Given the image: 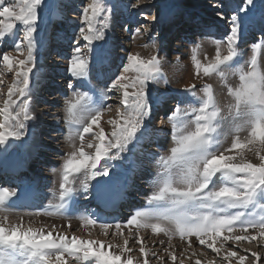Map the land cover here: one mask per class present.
<instances>
[{"label": "snow or ice", "instance_id": "1", "mask_svg": "<svg viewBox=\"0 0 264 264\" xmlns=\"http://www.w3.org/2000/svg\"><path fill=\"white\" fill-rule=\"evenodd\" d=\"M149 2L136 0L131 7L139 8ZM255 7V0H238L230 15L218 11L225 27L222 38L214 41L215 55L207 63L199 59L200 44L190 50L195 75H215L232 98L233 102L227 106L229 126L223 133L219 130L227 117L222 115L213 85L209 83L200 87L202 94L199 96L195 84L185 89L191 102L190 109L177 104L170 110L168 120L173 146L169 155L160 157L164 171L157 190L148 200L153 207L137 210L124 225L137 229L135 241L141 245L142 262L132 255H125L133 251L127 238L123 240V246H116L120 249L117 254L111 251L112 244H108L106 250L104 241L81 240L76 236L69 239L66 235L54 237L51 231L45 234L43 229H24L21 225L6 227L5 216L0 220V264H68L69 259L81 264H149L150 250L142 244L140 229L164 233L169 242L173 235H178L189 241V247L191 238L195 237L200 245H206L217 256H221L229 241L252 243L264 240V63L260 56L264 50V14L254 20L252 10ZM113 8L107 0H91L82 8V26L67 71L78 80L87 79L91 74L108 81L107 92L120 94L123 110H118L117 117L108 121L111 131L106 133L100 124L106 110L102 104L106 92L101 93L97 101H93L88 92L74 93L75 99L67 101L68 140L72 142L73 150L66 154L61 164L59 191L54 193L58 203L45 209L48 215L62 214V210H66L73 199L72 184L76 174L83 175L84 191L88 190L90 181L107 177L97 181L96 195L100 199L111 196L121 180L109 162L121 160L131 164L136 150L161 131L151 123L154 108L166 103V94L152 87L161 81L167 83L158 54L145 59L139 53L128 52L120 58L119 71L112 73L113 50L106 42L96 43L105 40ZM42 12L53 22L60 16L59 6L51 0H0V41L6 37L17 39L14 48L23 57L20 59L5 52L0 59L5 71L14 72L6 93L0 87V96L5 97L0 104V146L24 137L26 122L32 119L30 74L36 67V33ZM17 25L22 33L19 38ZM250 25L259 26L260 36L250 45L251 55L244 58L238 45ZM139 32L137 28L136 33ZM150 39L154 47L155 37ZM81 41L85 42L82 46ZM232 76L239 80L235 87L228 83ZM3 84L0 79V85ZM68 87L72 88L73 84L70 82ZM241 133L246 135L242 138ZM86 134H91L87 143ZM221 135L225 140L232 137L229 148L220 150ZM77 139L79 144L75 142ZM234 150L235 155L226 154ZM245 151L253 152L258 162L245 158ZM101 161H104L103 165ZM14 196L15 189L0 186V211L10 210L9 201ZM81 219L86 225L96 224V219L91 216ZM100 227L107 236L113 226L102 223ZM115 229L123 236L120 223L115 224ZM218 241L219 247L216 246ZM164 251L172 264H176L177 256L167 248ZM243 251L251 252L250 249ZM152 255L157 254L152 252ZM251 257V264L261 262L259 253L251 252ZM159 259L164 264L163 258ZM222 260L226 264H233V261L246 264L249 256L241 255L229 246L223 252ZM179 264H184V260L181 259ZM195 264H201V261L197 259Z\"/></svg>", "mask_w": 264, "mask_h": 264}, {"label": "bare ground", "instance_id": "2", "mask_svg": "<svg viewBox=\"0 0 264 264\" xmlns=\"http://www.w3.org/2000/svg\"><path fill=\"white\" fill-rule=\"evenodd\" d=\"M167 1L171 3L172 8L177 6V9L175 8V12L172 11V9H171V10L166 11V13H164L165 12V10H164V12H163L164 16L163 15H162L163 17L161 16L162 17L161 19L163 22H164V19L166 16H168L169 18L173 17V19H174L176 16H179V15L183 16L186 12L187 13L184 16L188 17V15L190 14L189 20L183 24H182V20L180 22H179V20H177L178 24L181 26H184L185 29L187 30V34L183 33V34L178 36V38L181 39L180 41L176 42L177 44H180L179 48L184 49V48L189 47L188 41L201 40L202 36H198V38L196 39L195 37H197V36H193L192 33H189V31L192 28L194 30L201 28L200 23H203V22H200V21H202V19L204 20L203 14L206 13L208 11V9L212 8L209 5L205 4L206 0H189V2H187V4L179 5V6H178L179 0H152L147 4L150 5V4H156L159 2V4L164 6L165 3L167 4ZM207 1H209V0H207ZM221 1H223V0H221ZM220 4L223 5V2ZM155 6H157V5H155ZM189 6H191V9L188 8ZM195 6H198V9H196V11L197 10H201V11L193 12L192 8L194 9ZM188 11H190V12H188ZM201 16H203V18ZM71 18H75V17H71ZM181 19H182V17H181ZM214 19H216L217 21L219 20L217 17H214L213 20ZM184 20H185V18H184ZM63 22L64 21L61 22L62 24H60L58 28H61L62 26L68 27L69 21L67 23H65L64 25H63ZM205 22H206V20H205ZM119 23H121V22H119ZM172 23H174V21H172ZM167 25H169V24H167ZM213 26L212 27L214 29L210 28L207 30H211V32H213L212 34H214V33L215 34H223L222 31H224L223 27H225V25H223V24L222 25L221 24L214 25L213 24ZM253 26L256 27V25H253ZM215 29H218L220 31H213ZM246 31H247V29L244 31V34H246ZM125 32L122 29H118V32H115L112 36L113 38H111V40L110 39L109 40L112 43H116L117 40L122 35L126 34ZM178 32H180V31H178ZM252 32H253V30H252ZM165 33H164V35H165ZM176 34H177V32H176ZM164 35H163V37H164ZM54 36H56V35L51 36V34H48L44 40V42H47V43H45V45H43V50H41V52H44V54H45L44 57H46L47 59H50L48 56V54H49L48 53L49 42H51L54 39ZM142 37H146V35L135 37L134 43L132 44V46L137 45L136 42H139L138 45L143 43ZM69 38H70L69 34L66 36L65 39L58 37V42L56 43V48L54 50L55 52H53V53H56L57 58H59V59H57L56 61L53 60V62H50L49 64H52L51 66H49L47 68L46 64H48V62H47L48 60H45L43 62L39 61L41 66H38V67L36 66L35 72H34V74L37 78V82L33 85L34 87H31V89H32L31 96H32L33 92L36 90V87L39 85V83L45 82V83H47V85L45 84V89L47 91L45 96L48 95V96H53V97L55 96V97L53 99H48L49 97H45V99H43V97L34 96L35 98L31 99L30 102H32V105L30 106V114H31L32 119L27 121V125H28L27 128H29L31 131H30V133H27V136L30 138L31 134H33V133L38 134L41 131L46 130L48 133L49 139H44L45 140L44 142L47 144L48 143L53 144V146H40L38 150L33 149L35 147V146L32 147V144L34 142H35L34 144H36V145H42L41 144L42 139L40 140L38 135H35V136L33 135L32 140L30 142H29V140L27 141V142H29L30 147L28 146V143L26 141L25 142L19 141L16 143L15 142L16 140H11L9 142V145H7V146H0V155H1L0 156V172L19 170V169H22V167H23V169L25 168V170L28 172L27 174L26 173L24 174V175H26V177L22 175L23 178L25 177L28 179V180H26L28 185L25 186V188L29 187L30 189L33 190V192L37 195L36 198H38L41 206H47L50 204L58 203V200L55 198L54 193H57L59 191V184H60V180H61V176H60V167L61 166L59 167V170H53L52 171L51 169H48L47 173H43L40 171H39V173H38V171L34 172V169L38 168V162H39L38 159H40V158H38V154L40 151L43 152L45 150V151H48V153L51 156H53L51 151H53V150L61 151L60 148H58L59 147L58 145H60L62 143L70 142L68 140L67 135H66L67 133L69 134L70 129L64 128L60 124V120H62V118L67 119V112H66L67 101L69 99H75V96L72 94L69 97L66 96V94H61L60 96H57V93L55 91L56 88L62 87L61 86L62 83L66 84V83L71 82L73 84V87L72 88L68 87L67 94H68L69 90H74L76 88H79L82 90V92H88L89 95L92 97L93 101H97L99 99L101 93H105V91H106V89H103L104 90L103 91L100 88L101 89L100 90L99 88H96L92 84L91 81L93 79H95L94 75L90 74L87 79L78 80L76 78H73L70 75V73L67 71L68 67L66 66V64H69V63H65V65H64L63 60L66 59V57H65L66 55L70 54L69 57H71V55H72V51L68 48V42H71L69 40ZM166 38H167V35L165 36V38H161V40L164 41ZM246 38H248V40L246 39L245 42H248L250 40L257 39L258 36H255L254 38L249 36ZM66 39H67V41H66ZM124 40H126V38ZM124 40H123L122 47L131 46L132 42L126 45ZM44 42H43V44H44ZM101 43H105V42H101ZM47 44H48V46H47ZM107 45L109 46V43H107ZM174 46L175 45L173 44V47ZM112 50L114 52L115 49H112ZM142 51H144V49ZM150 51L151 50H148V52H150ZM162 53H163V55L161 56V61H162L161 64H163V69H170L171 68L170 66L172 63L178 65V63H175L176 61H178L176 57L172 58L173 55H171V54L169 55V52H165L164 49H163ZM162 53L160 52V54H162ZM177 53H182V52L178 51ZM121 54L123 55V52ZM124 54H126V53H124ZM167 55H168V57H167ZM15 57L19 58L20 56L18 54H16ZM0 59H2L1 56H0ZM180 59H181V57H179V60ZM58 64H63V65L59 66ZM0 67H3V66L0 65ZM48 69H51L49 72L50 76L47 77V79H45L44 76L46 74H48ZM187 72L188 71L185 67L184 68L181 67V69L175 73H170V71H169L170 79L167 80V82L168 83H174V84H179L181 82L183 84V86H185V87H188L192 84L197 83L198 82L197 76L195 77L193 75V76H191V78H189L190 76H189V74L187 75ZM199 77H202V74ZM188 78H189V80H187ZM3 79H5V78H3ZM49 80H51V82H52L51 84L48 83ZM99 81H101V80H99ZM104 81H102V82H104ZM217 86H218V83H217ZM179 87H181V86H179ZM97 89H99V91ZM215 91L217 92V90H215ZM106 93H107L106 98L103 99L102 104H103V102L106 103V99H107L108 95L111 96V95L117 94L120 98L119 93H113V92H106ZM1 97L3 99L5 98L3 96H1ZM181 97L182 96L180 95V99L178 98L175 101L166 102L165 104H167V108L169 110H171L177 104H179V106L182 108L186 101H185V99H182ZM185 98H186V96H185ZM115 100L116 99H111V101H109L108 104H110V102H112V101L114 103H116L117 101H115ZM108 104L103 105L104 108L106 109L104 111L106 113H103V114H107L109 111H111V108H114V106H115V105L113 106V104H111V106L110 105L108 106ZM38 105H41V109H36V106H38ZM60 107H62V108L56 114H53ZM107 109H110V110H107ZM60 115H61V117L57 118ZM169 115H171V113L166 115L164 112L161 115L163 123L161 122L162 124H160L158 126L157 124L153 123V120H152L153 113H152L151 123H153V127L157 128V129H161V131H159L158 134L154 137L161 136L162 139L166 137L165 131H166V129H168V126H169V125L167 126L166 123L169 121L168 120ZM105 116L101 118L100 124L105 129V132L109 133L111 131V126L108 123V121L110 119H114L115 117L113 118V116L112 117H105ZM67 126L69 127L68 123H67ZM44 128H46V129H44ZM96 130H98V129H96ZM47 133H46V136H47ZM242 134H244V133H241V135ZM90 135L91 134L85 135V143H87V140H89L88 138L90 137ZM162 139H161V141H162ZM77 141H79V140L77 139ZM222 141H223V144L225 145V147H223V149L229 148L230 147L229 144H231V142H232V137H228L227 140L222 139ZM18 143L20 145H17ZM172 146L173 145L168 147L164 152L163 149H161L162 148L161 143H158V139H156L153 141L144 142L143 145L140 148H138L136 151H138L139 149L148 150V151H151L152 153H155V154H159L158 152L160 151V153L164 152L162 156H167L170 154V148ZM5 147H7L6 152L4 151ZM86 151H94V150L93 149H86ZM234 151H236V150H234ZM70 152H71V150H69V149H67L66 151L63 150L62 154L63 153L67 154ZM43 154L45 156V153H43ZM137 155H142L140 161L146 162V161H144L147 158V157H145V155H148L146 153L135 154L132 157V163L131 164H129L128 161H121V160L109 162L110 164H112L114 166L112 169L113 172L117 173L120 176V180H121L120 184L114 189L113 194L111 196L112 197L116 196V197L122 198L124 200L126 199L127 196H129L130 198H134V199L137 198V199L144 200L141 203V206L149 205V203H148L149 197L157 190L158 181H159L160 175L163 173L164 169H163L162 162L159 159L155 160L153 157H152L153 160L146 167H145L144 163H141V165L137 164L136 163V162H138L137 161ZM230 155H235V152H233V154L231 153ZM148 156L151 157V155H148ZM245 158L254 161L253 160L254 153L245 151ZM138 159H140V158H138ZM44 160H46V164H44V162H43V165L46 166L53 159L44 158ZM47 160H49V161L47 162ZM237 160H239V157H237ZM62 162H63V160H62ZM103 163H104V161H101L102 165H103ZM21 165H22V167H21ZM147 171L149 173L147 174V176H144L145 172H147ZM48 177L53 178V180L50 183H44V185L40 186V184L37 182V181L40 182V180H42L41 178H43V180L45 181V180H47ZM106 179H108V178L107 177H97L96 180H92L89 182L88 190L84 191L82 188V185H81V181L83 180V175L82 174H76L74 177V182L72 184V187L74 188V194L77 196L79 201L96 200V199H98V197L96 195L95 185H96L98 180H106ZM4 180H8V176L4 177L1 175L0 176V186H2V187H4L3 186ZM147 192H151V194L148 196ZM139 193H141V195H139ZM84 194L86 195V197H83ZM146 194H147V196H146ZM24 195H25V190H16V196H14V197L23 198ZM142 196L148 197V198H144ZM40 207H38V208H40ZM89 207H93V205L90 204ZM9 209L10 210L8 212H10V214H12L14 216V217L12 216V218H10V219L14 220V222L7 225V226L19 225L21 223L23 224L24 222L21 220H28L30 222L36 221V222L41 223L43 225L44 224L48 225V227H44V226L34 227V229H43L45 234H47L49 231H51L54 237L57 235H66L69 239H71L73 236H76V237H79L81 240L104 241L105 242V249L108 250L107 245L112 244L114 247L111 249V251L116 252L117 254L119 253L120 249H119V247H116V246L117 245L123 246V243L122 244H120L119 242L117 243V239L115 238V235L110 236V233L114 232L116 230L115 225H112L113 227L110 228L108 231L109 235L106 236V235H104L103 229L100 227V224L96 223L95 225H86L84 223V221L81 219V217L86 216V215L80 214L79 212L76 215L63 216L62 214L48 215L45 212L44 213H38V211L37 212L32 211L33 209H27V210H23V211H18V210H15L13 208H9ZM137 210H141V209H133L132 211L127 212L128 215L120 214L117 216V220H120L118 223H120L122 225V228L124 227V221L126 222L127 219L130 218ZM32 212H34V213H32ZM122 212H126V211L123 210ZM6 214L9 216L8 213H6L4 211H0V220H3V218L5 216H7ZM17 218H19L20 221H16ZM108 222H111L110 224H112V222H116V219L113 220V218H109L106 220V223H108ZM132 227L135 228L132 225H129L126 227V228L131 229V233L129 232V229H127L126 231L123 230L124 231L123 234L126 232L128 233L126 235H127V237H129V247H131L133 249V251L131 253H126L125 255L126 256L132 255L137 261L142 262L144 257L141 255V253L140 254H134L135 251H139V248L141 245L139 243H136V241H135L136 233H134V231L132 230ZM59 230H63V231H59ZM143 230L144 229L139 230V237L141 238L142 244L145 247V249L150 250L149 255H148L149 260H150V257H153L152 252H155L158 255L160 251H162V253L164 252L163 255H160V257L163 258V261H164V258L170 259L168 256V253L164 251V249L167 248L168 252H172L173 254H175L177 256L176 264H178L179 261L181 260L180 256H183L184 258L187 256V261H184V264H195V261L197 259L203 258L201 253L199 254L196 252L198 250L196 248V246L199 245L203 249L212 251L211 249L207 248L206 245H200L198 240H196L195 237L191 238V245L193 246L192 247L193 249L189 248L188 246H187L188 247L187 248L185 243H187L189 241L187 239L182 240L178 235H173V237L171 239L173 244H171V247H170L168 245L169 238L164 233H153L151 229H147V234H143L142 233ZM76 231H78L80 233L82 232L83 234L90 235V236L92 235V233H94L95 235H93V236H95L97 238L82 237L81 234L79 236V234L76 235V233H73ZM95 231H97V232L100 231V233H102L101 236L104 237L105 240L103 238H98V236H97L98 234ZM135 231L137 232L136 228H135ZM251 232H252V230H250V233ZM236 234H240V233L237 232ZM147 238L150 240V243H146ZM161 241H163L164 243H160ZM175 241H177V243H175ZM246 243H248V242H246ZM252 243H255V245H256V246H254L255 248H253V247L249 248L247 246H244L243 245L244 242L233 243L232 241L227 242V244L225 246L226 247L232 246L235 251H240L241 255L249 256V260L246 261V264H251V260L253 259L251 257V252H257L261 256V262H258V264H262L264 262V240H258L256 242H252ZM216 246L219 247V241L217 242ZM226 247L224 250L221 251V256H217L215 253H213L214 255H216V257H215L216 259L212 260L214 262V264H226V262L222 260L223 252L227 249ZM185 249H187V251H185ZM244 249H250L251 252H244L243 251ZM201 251H202V249H201ZM193 253L196 254L194 256L197 258L193 257ZM189 254H190V256L188 257ZM207 260H209V259L207 258ZM170 262H171V260H170ZM201 262H203V261H201ZM68 264H81V262L77 261L75 259H69ZM83 264H88V262H83ZM207 264H208V262H207Z\"/></svg>", "mask_w": 264, "mask_h": 264}, {"label": "rangeland", "instance_id": "3", "mask_svg": "<svg viewBox=\"0 0 264 264\" xmlns=\"http://www.w3.org/2000/svg\"><path fill=\"white\" fill-rule=\"evenodd\" d=\"M150 1H152V0H150ZM51 2H54V3H56L59 6V8H60V16L55 22L52 23L51 20L49 19V17L47 15H45L44 12L41 13V19L38 21L39 28H38V31L36 33V40H37L36 66L37 67L41 66L39 61L43 62L45 60H48L47 61L48 64H46V66L48 68L49 66L52 65V64H49L50 62H53V60L56 61L57 59H59V58H57L56 53H53V52H55L54 50L56 48L57 40L55 41V39H56L57 35L54 36V39L51 42H49V46L47 44L48 53H49L48 56H49L50 59H47L46 57H44L45 54H44V52H41V50H43V45H45V43H47V42H44V40H45V38L47 36V33L51 34V36H52L53 33H56L57 32V28L59 27L60 24H62L61 23L62 21H69L70 25H68V26L70 27V29L68 31H64L63 33L59 34V36L61 35V37L62 36L66 37L69 34L70 35L69 40L71 42H68V48L71 51L73 50V48L76 46V40L78 38L79 28L82 26V20H81L82 8L84 6H86V4L90 3L91 0H51ZM135 2H136V0H107L108 4L114 5L112 18H111V21H110V27L106 30L105 40L97 42V43L107 42V43H109V47L111 49H115L114 52H113L114 53V55H113L114 57H113V64H112V68H111V72L112 73H116V72L119 71V65L122 62L120 58L121 57H125L128 52L139 53L140 56L145 58V59L149 58L152 55H157L158 54V56H159V58L161 60V56L163 55L162 51L164 49L165 52H169V55L170 54L173 55L172 58L181 57L180 60L175 62V63H178V65L172 63L171 66H170L171 67L170 69H163V64H161L163 72H164L165 76L167 77V80H169L170 79L169 71H170V73H175V72H178L181 69V67H183V68L185 67L187 69V71H188L187 75L189 74V76H190L189 78H191V76H193V75L196 77L195 69H194L192 61L190 59V55H191L190 50L195 44H200L201 45V48L199 50V59L201 60L202 63H207L208 60H211L214 57V55H215V44H214V41L218 40V39H221L222 38V34H215V33L212 34L213 32H211V30H207V29H210V28L214 29L213 28L214 27L213 24L214 25H219V24H221V25L223 24L224 25V23H222L220 21V18L217 15L218 11H225V12H227L230 15L231 11H232V8L235 6L236 3H238V0H223V1H221V0H209V1H207L206 0L205 4L209 5L212 8L208 9V11L204 14V20L202 19V21H200V22H203V23H200L201 28H198L201 31L205 32L204 33L205 35H201L202 36L201 40L188 41L189 47L184 48V49L183 48L180 49L179 48L180 44H177L176 42L181 40L180 38H178L179 35H181L183 33L187 34V30L185 29L184 26L179 25L177 20H179V22L182 20V24H183V23H185V22H187L189 20L190 14L188 15V17L184 16L187 13L186 12L183 16L179 15V16H176L174 19H173V17L169 18L168 16H166L165 19H164V22H163L161 18L164 16V13H166V11L171 10V9H172V11L175 12V8L177 9V6L172 8L171 7V3L167 1V4L165 3L164 6L159 4V2H158L156 4H150V5L147 4V3H146V5L142 4L139 8L131 7V5L133 3H135ZM187 2H189V0H179L178 6L179 5H185V4H187ZM222 2H223V5L220 4ZM255 4H256V7H255V9L252 10V12L254 13L252 18L254 20H259L261 14H264V0H255ZM155 5H157V6H155ZM217 5H219V8L216 7ZM195 7H194V9L192 8L193 12H197L196 9H198V6H195ZM164 10H165V12H164ZM188 12H190V11H188ZM71 17H75V18H71ZM153 17H155L156 19L153 20L152 19ZM181 17H182V19H181ZM201 17L203 18V16H201ZM214 17H217L219 20L218 21L216 19L213 20ZM184 18H185V20H184ZM205 20H206V22H205ZM172 21H174V23H172ZM119 22H121V23H119ZM167 24H169V25H167ZM120 27H123L121 29L124 32L126 31L125 32L126 34L122 35L117 40L116 43H112L110 40H111V38H113L112 37L113 34L115 32H118V29H120ZM19 28H20V26L17 25V37L18 38L22 36V33L19 31ZM137 28L140 29L139 33H136V29ZM252 30H253V32H252ZM178 31H180V32H178ZM213 31H216V30H213ZM176 32H177V34H176ZM259 32L260 31H259V26L258 25H256V27H254L253 25L252 26L250 25L247 28V31H246L247 35L244 34V32H243L242 37H241V41L239 42L238 47H239V50L244 54V58H247L248 56L251 55L250 45H251L252 42H254V39L250 40L248 42H245L246 39L248 40V38H246V37H249V36H251L253 38L255 36L259 37L260 36ZM164 33H165V35H164ZM189 33H192L193 36H197V37H195L196 39L201 34V32H199V31H192V32H189ZM145 35H146V37H142L143 38V41H142L143 43L138 45L139 42H136L137 45L132 46V44L134 43L135 37H137V36H145ZM163 35H164V37H163ZM166 35H167V38L164 41H162L161 38H165ZM217 35H220V36H217ZM150 37H155V46L154 47H153V41L150 39ZM125 38H126V40H124ZM123 40L125 41L126 45L132 42L131 46L122 47ZM66 41H67V39H66ZM15 42H17V39H15L13 37H6L3 41H0V56H1V58H2V54L5 53L6 51H7L8 54H10V56H15L16 54H18V52L14 48V43ZM43 42H44V44H43ZM84 43H85L84 41H81V46ZM173 44L175 45L174 47H173ZM145 45H147V47ZM143 49H144V51H142ZM148 50H151L150 51L151 53L148 52ZM178 51H181L182 53H177ZM226 51H227L226 48H224L223 49V53L226 54ZM122 52H123V55L121 54ZM160 52L162 54H160ZM124 53H126V54H124ZM69 55L65 56L66 59L63 60L64 61V65H65V63H69V59H70ZM205 56H207L208 59H205ZM260 56H261V59H262V63H264V50H261ZM20 57L23 58L22 56H20ZM167 57H168V55H167ZM161 63H162V61H161ZM58 65L62 66L63 64H58ZM66 66L68 67V64H66ZM35 68L33 69V73L30 74V77H31L30 78V86L31 87H34L33 85L37 82V78H36V76L34 74ZM0 70H1L0 71L1 73H4V74L0 75V79H2L4 81V84L0 85V87H3L4 90H5V93H6L7 85L12 82V79L14 77V73L5 71L3 69V67H0ZM50 70L51 69H48V74H46L44 76L45 79H47V77L50 76V74H49ZM3 78H5V79H3ZM94 78L95 79H93L91 81L92 84L96 88H99V89L101 88L102 90L106 89L105 92H107V86L106 85H107L108 81H104V80L99 81L96 77H94ZM189 78L187 80H189ZM102 81H104V82H102ZM197 81L198 82L195 83V85L197 86L195 91H196V94L198 96L202 94V93H200L199 89L204 83L212 84L214 86L213 89L217 90V92L214 90L215 95H216V100H217V102L219 103V105H220V107L222 109V115L227 117V119H225L221 123V128L219 129L223 133L224 131L227 130V128L229 126L230 117H228V107L227 106L230 103L233 102L232 98L227 95L226 88L222 86L221 81L215 75L210 76V77H204L203 74H202V77H197ZM48 83L51 84L52 83L51 80H49ZM217 83H218V86H217ZM228 83L235 87V86L238 85L239 80H238L237 77L232 76V77L229 78ZM45 84L47 85V83H45V82L39 83V85L36 87V90L33 92L34 95L32 94L31 99L35 98L34 96L43 97V99H45V97H49L48 99H53L55 97V96L53 97V96H48V95L45 96V94H46L45 93V91H46ZM68 84L69 83H66V84L62 83L61 84L62 87H57L56 88L55 91L57 93V96H60L61 94H66V96L69 97L71 94L74 95V93L82 92L81 89L76 88L74 90H69V92L67 94ZM179 86H181V87H179ZM152 87L157 88L159 90V92L166 94V102L175 101L178 98L180 99V95H181L182 96L181 98L185 99V101H186L185 102L186 105L184 104L182 108L190 109L191 102H189V98H188L189 94L185 92V89L187 87L183 86V84L181 82L179 84H174V83H168V82L164 83L163 81H161L157 85H152ZM44 89H45V91H44ZM99 89H97V90L99 91ZM185 96H186V98H185ZM1 98L2 97L0 96V104L3 101V98L2 99ZM118 98H119V96L117 94H114V95H111V96L108 95V97L106 99V103L107 104L109 103V101H111V99H116L115 101H117V102L116 103H114L113 101L110 102V104H108V106L109 105L111 106V104H113V106L115 105L114 108H111V111H109L107 114H103L102 117H104L106 115L105 117H112L113 116V118L114 117L116 118L118 110H121V111L123 110L122 106L120 105V102H119L120 98L119 99ZM106 103L103 102V105H107ZM31 105H32V102H30V106ZM61 108L62 107L58 108V110L55 111L53 114H56ZM36 109H41V105L36 106ZM164 112L165 113H171V111L169 109H167V104H165V103L160 105L158 108H154V110H153V118H152L154 124H157L159 126L160 124L163 123L161 115ZM104 113H106V112H104ZM60 117H61V115L58 116L57 118H60ZM153 123H152V125H153ZM60 124L66 129L69 128L67 126V119H65V118L64 119L62 118V120H60ZM166 124H167V126L169 125L168 129H166V131H165L166 137L162 139L161 136H158V137H153L152 140H151V141H153V140L158 139V143H161V145H162L161 149H163L164 152H165V150L168 147L173 145V141H172V138H171V123H169V121H168ZM27 127H28V125H27ZM44 129H46V128H44ZM30 131L31 130L29 128H27L26 129V135L24 137L20 138L19 140H16L15 142L16 143L19 142V141H24V142L26 141L27 142L28 140L30 142L32 140L33 135L34 136L38 135L39 139L40 140L42 139V143H41L42 145H36V144H34L35 143L34 142L32 144V147L35 146L33 149L38 150L40 146H53V144H49V143L47 144V143L44 142L45 141L44 139H49V136H48V133H47L46 130L45 131H41L38 134L33 133V134L30 135V138H29L27 136V133H30ZM46 133H47V136H46ZM66 135L68 137V133ZM245 135L246 134L244 133V134L241 135V137L243 138ZM220 138L222 140V139H224V136L221 135ZM88 139H90V137ZM161 139H162V141H161ZM29 142H27V143H28V146L30 147ZM75 142L77 144H79L78 143L79 141L76 140ZM87 142H88V140H87ZM71 143L72 142L70 141V142L62 143V144L58 145L59 146L58 148H60L61 151H57V150L51 151L53 156H51L48 153V151H45V150L43 152L40 151L39 154H38V158H40V159H38L39 160L38 168L34 169V172L38 171V173H39V171H40V172H43V173H47L48 169H51L52 171L53 170H59V167L62 164L61 162H62V160H64V158L66 156V154H65L66 152L62 154V151L63 150L66 151L67 149L72 151L73 149L71 147ZM17 145H20V144L18 143ZM229 145H231V144H229ZM223 147H225L224 144H222V146H221L222 150H223ZM233 152H235V151H232L231 153L233 154ZM43 153H45L46 157L44 156ZM138 153H146L148 155H151V157H149L148 155H145V157H147V158L144 161H146V162H141L140 160H141L142 155H137V161L138 162H136V163L139 164V165H141V163H144L145 167L153 160L152 157L155 160H157V159L160 160V156L162 157V155H163V153H160V151L158 152L159 154H155V153H152L151 151L141 150V149L136 151L135 154H138ZM231 153H226V154H231ZM44 158H46V159L50 158V159H53V160L45 166V165H43V162H44V164H46V160H44ZM138 158H140V159H138ZM253 160H254L253 161L254 163L258 162V160H256L255 155H254ZM48 161L49 160H47V162ZM148 173H145L144 176H147ZM48 178L45 181L43 180V178H41L42 179L41 180V185H44V183H50L53 180V178H49V179ZM150 194H151V192H148V196ZM33 211H35V210H33ZM6 213H8L9 216L6 214L8 217H7V221H5V226H7V225H9V224L14 222V220L10 219V218H12L13 215L10 214V212H8V211H6ZM32 213H34V212H32ZM16 221H20V219L17 218ZM21 221H23L24 223L23 224L21 223L19 225H21L24 229H26L28 227H31V228L42 227V226L48 227V225H45V224L43 225V224L38 223L36 221L35 222L34 221L30 222L28 220H21ZM125 224H126V222L124 221V225ZM113 225H115V224H113ZM127 229H129V228L123 227L122 231L123 230L126 231ZM132 230L134 231V233H137L135 231V228L132 227ZM144 230H143L142 233L143 234H147V229H144ZM59 231H63V230H59ZM95 232L98 234L97 235L98 238H103L105 240V238L101 236L102 233H100V231H98V232L95 231ZM73 233H76V235L79 234V236L81 234L82 237L97 238V237L93 236V235H95L94 233H92L91 236L83 234L82 232L80 233L78 231L73 232ZM126 234H128V233L126 232V233L123 234V236H121L119 234V232H117L115 230L114 232L110 233V236L115 235V238L117 239V243L119 242L120 244H122L123 240L125 238L129 239V237H127ZM251 234H255V233L251 232ZM108 235H109V233H108ZM146 240H147L146 243H150V240L148 238ZM169 243L173 244L172 241L168 242V245H169ZM175 243H177V241H175ZM185 245H186V247L187 246L189 247V242L185 243ZM243 245L247 246L249 248H252V247L255 248L254 246H256L255 243H246V242H244ZM192 247L193 246L191 245V247H189V248L193 249ZM196 248L199 250V251L197 250L196 252L199 253V254L201 253V255L203 256V258L199 259L200 261H203V262H201V264H207V262H209V260L212 261V260L216 259L215 258L216 255H214L212 251L203 249L199 245L196 246ZM226 248H228V247H226ZM201 249H202V251H201ZM232 249H233V247H232ZM238 252L240 253V251H238ZM134 254H140V252L139 251H135ZM163 254H164V252L162 253V251H160L157 256L150 257L149 264H161V260L159 258H160V255H163ZM189 256H190V254L188 255V257ZM193 257H195V256H193ZM195 258H197V257H195ZM207 258L209 260H207ZM180 259H183L184 261H187V256L185 258L183 256H180ZM163 262H164V264H172V261L170 262V259H165L164 258ZM233 264H235V261H233ZM262 264H264V262Z\"/></svg>", "mask_w": 264, "mask_h": 264}]
</instances>
